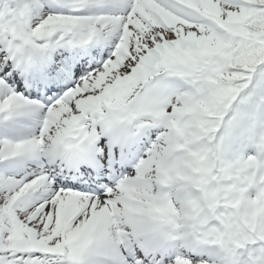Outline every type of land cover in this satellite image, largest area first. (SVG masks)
Returning <instances> with one entry per match:
<instances>
[{
    "label": "snow or ice",
    "instance_id": "6c2138e0",
    "mask_svg": "<svg viewBox=\"0 0 264 264\" xmlns=\"http://www.w3.org/2000/svg\"><path fill=\"white\" fill-rule=\"evenodd\" d=\"M0 264H264V0H0Z\"/></svg>",
    "mask_w": 264,
    "mask_h": 264
}]
</instances>
